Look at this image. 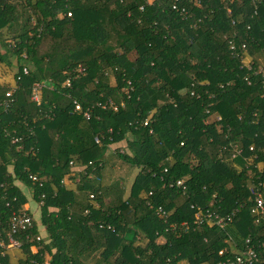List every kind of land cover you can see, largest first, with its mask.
<instances>
[{"label":"trees","instance_id":"obj_1","mask_svg":"<svg viewBox=\"0 0 264 264\" xmlns=\"http://www.w3.org/2000/svg\"><path fill=\"white\" fill-rule=\"evenodd\" d=\"M12 61L0 229L5 197L36 217L2 264H218L245 239L264 256V0H0ZM190 205L233 215L194 226Z\"/></svg>","mask_w":264,"mask_h":264},{"label":"built area","instance_id":"obj_2","mask_svg":"<svg viewBox=\"0 0 264 264\" xmlns=\"http://www.w3.org/2000/svg\"><path fill=\"white\" fill-rule=\"evenodd\" d=\"M226 1H232V0H226ZM240 1V0H235ZM252 3L256 0H250ZM256 8V4H254V7ZM241 50H245V44L241 43L240 45ZM243 67H245L248 71L250 68L248 67L250 60L248 56H244V58L241 60ZM259 72L261 71V68L258 67ZM258 72V71H257ZM22 74H26V69H22ZM64 86H68V83L66 82ZM41 85L34 84L32 87V91L30 94V100L38 103L39 101V94L41 90ZM13 90V88H12ZM11 92H8L5 94L6 98L10 97ZM10 100H5L1 106L2 108L6 109L9 106ZM74 104V110L79 111L80 108L78 104L73 102ZM83 116L87 118V115L84 113ZM145 125V123H143ZM12 142H15V140H12ZM94 142L97 143V138H94ZM251 150V148H249ZM240 150H237L236 153H239ZM31 180H35L34 177L29 176ZM182 185V181H176L175 186L179 187ZM250 194L252 196L251 198V206L249 208L250 216L253 219V222L262 227L264 230V197L261 196L260 193H258L255 189L251 188L249 189ZM43 198V195L40 196V199ZM17 203V200L15 198H12L11 200H8L7 197L3 198V206L7 208L8 210V217L6 221V228L0 229V264H2V260L7 257L12 251H18L21 243L17 239V235L24 231L25 229L31 227L32 224V215L28 212V209L25 208L24 205H19L17 208H13L12 204ZM41 202L39 203V205ZM190 210H193V220L192 224L194 226H213L216 227L219 230H223L231 221L232 214L221 216L220 214H216L209 209L202 210L198 207H194L193 205L189 206ZM156 214H160L161 216L164 215V212L161 211L160 208L157 209ZM181 226H184L185 228L188 227L186 222H182ZM230 240V238H228ZM231 243V250L233 249V257H226L222 261H220L218 264H264V256H259L257 250L253 248V246L250 244L249 239H245L244 243L242 244V247L239 249H235L234 244H232L231 240L228 241ZM264 248V244L261 243L257 249ZM226 252V249H221L218 251V255H224Z\"/></svg>","mask_w":264,"mask_h":264},{"label":"rangeland","instance_id":"obj_3","mask_svg":"<svg viewBox=\"0 0 264 264\" xmlns=\"http://www.w3.org/2000/svg\"><path fill=\"white\" fill-rule=\"evenodd\" d=\"M12 64H13L12 67H10V68L3 67V68L0 70V73H2L3 76H5L2 82H3V83L5 82L6 84H9V85L12 83V82H11V77H12L13 72L15 71L14 61H12ZM191 163L193 164V160L191 161ZM27 199L29 200L28 196H27ZM29 202H30V201H29ZM28 204H29V203H28ZM29 205H30V204H29ZM32 206L35 207L34 204H32ZM29 208L31 209V206H29ZM33 212H34V213H33ZM32 213H33V217H36V211L34 210V211H32ZM162 241H163V240H162L161 238L157 240V242H162ZM12 252H14V251H12ZM179 264H186V263H185V262H181V263H179Z\"/></svg>","mask_w":264,"mask_h":264},{"label":"crops","instance_id":"obj_4","mask_svg":"<svg viewBox=\"0 0 264 264\" xmlns=\"http://www.w3.org/2000/svg\"><path fill=\"white\" fill-rule=\"evenodd\" d=\"M4 77H5V76H3L2 73H0V85L6 84L5 82H4V83L2 82L3 79H4ZM25 208L29 210V204H28V203L25 204ZM31 210L34 211L35 209H32V208H31Z\"/></svg>","mask_w":264,"mask_h":264}]
</instances>
